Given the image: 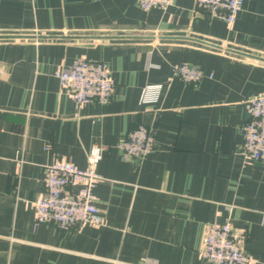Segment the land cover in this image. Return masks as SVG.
Wrapping results in <instances>:
<instances>
[{"label": "crops", "instance_id": "1", "mask_svg": "<svg viewBox=\"0 0 264 264\" xmlns=\"http://www.w3.org/2000/svg\"><path fill=\"white\" fill-rule=\"evenodd\" d=\"M0 34L30 36L0 39V264H207L215 222L264 264V161L241 153L245 101L264 94V60L250 56L264 58V0H245L231 25L196 0H0ZM81 56L109 64V102L77 107L61 86L55 71ZM181 62L202 79L169 80ZM148 83L162 92L141 104ZM140 124L153 150L125 158L119 143ZM94 143L105 224H36L45 166L84 168Z\"/></svg>", "mask_w": 264, "mask_h": 264}, {"label": "built area", "instance_id": "2", "mask_svg": "<svg viewBox=\"0 0 264 264\" xmlns=\"http://www.w3.org/2000/svg\"><path fill=\"white\" fill-rule=\"evenodd\" d=\"M199 8L210 15L224 19L229 25L235 22L245 0H196ZM144 10L167 9L174 0H137ZM61 86L67 90L77 107L89 102L107 103L115 92V81L108 63L81 56L67 67L55 71ZM204 71L187 62L175 65L169 80L179 78L187 83L202 79ZM162 83L146 84L140 103L156 102L162 92ZM249 115L242 126L241 153L247 161H264V94L253 95L245 101ZM155 136L146 125L140 124L128 131L120 141L125 158L144 157L154 147ZM50 148L49 145L46 147ZM104 148L94 143L88 152V165L78 167L64 159H54L45 166L44 191L32 202L35 222H51L60 229L84 225L101 226L105 217L95 203L94 188L102 180L97 164ZM200 257L207 264H250L252 257L229 222L212 223L208 227ZM151 263V262H147Z\"/></svg>", "mask_w": 264, "mask_h": 264}, {"label": "water", "instance_id": "3", "mask_svg": "<svg viewBox=\"0 0 264 264\" xmlns=\"http://www.w3.org/2000/svg\"><path fill=\"white\" fill-rule=\"evenodd\" d=\"M30 37L29 35H18V34H0V39H11V38H28ZM255 58L264 60L263 57L255 56V55H250Z\"/></svg>", "mask_w": 264, "mask_h": 264}]
</instances>
